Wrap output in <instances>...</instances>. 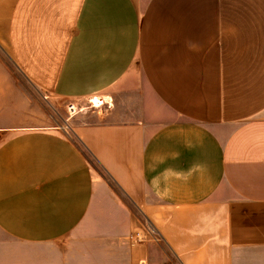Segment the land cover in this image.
<instances>
[{"label":"crops","instance_id":"1","mask_svg":"<svg viewBox=\"0 0 264 264\" xmlns=\"http://www.w3.org/2000/svg\"><path fill=\"white\" fill-rule=\"evenodd\" d=\"M0 264H264V0H0Z\"/></svg>","mask_w":264,"mask_h":264},{"label":"rangeland","instance_id":"2","mask_svg":"<svg viewBox=\"0 0 264 264\" xmlns=\"http://www.w3.org/2000/svg\"><path fill=\"white\" fill-rule=\"evenodd\" d=\"M130 94L124 96H117L118 106L116 101L109 96L97 97L101 99V107L93 105L92 98H85L83 100H73L68 102L63 99H55L52 106L47 105L50 113L56 118L55 123L59 124L64 132L74 135L72 127L78 123L91 122L102 123V121H116L122 113V109L129 110L130 105L124 104V99H129ZM46 101H44V104ZM74 105L73 108L70 106ZM118 110V111H116ZM117 112V113H116ZM120 118V117H119Z\"/></svg>","mask_w":264,"mask_h":264},{"label":"bare ground","instance_id":"3","mask_svg":"<svg viewBox=\"0 0 264 264\" xmlns=\"http://www.w3.org/2000/svg\"><path fill=\"white\" fill-rule=\"evenodd\" d=\"M91 102H93V105L95 107H101L102 101H100V99H98L97 97L92 98Z\"/></svg>","mask_w":264,"mask_h":264},{"label":"built area","instance_id":"4","mask_svg":"<svg viewBox=\"0 0 264 264\" xmlns=\"http://www.w3.org/2000/svg\"><path fill=\"white\" fill-rule=\"evenodd\" d=\"M74 107V105H72V106H70V108H73ZM143 237L139 234V232H137L136 234H135V236H133L132 237V240H134V241H138V240H141Z\"/></svg>","mask_w":264,"mask_h":264}]
</instances>
